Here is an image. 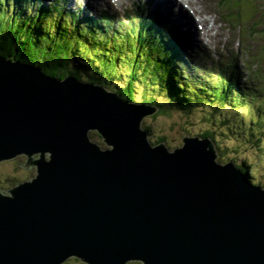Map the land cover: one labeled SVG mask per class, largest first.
I'll return each instance as SVG.
<instances>
[{"label": "water", "instance_id": "obj_1", "mask_svg": "<svg viewBox=\"0 0 264 264\" xmlns=\"http://www.w3.org/2000/svg\"><path fill=\"white\" fill-rule=\"evenodd\" d=\"M156 111L0 55V163L36 168L0 190V264H264V187L208 137L153 145Z\"/></svg>", "mask_w": 264, "mask_h": 264}, {"label": "rangeland", "instance_id": "obj_2", "mask_svg": "<svg viewBox=\"0 0 264 264\" xmlns=\"http://www.w3.org/2000/svg\"><path fill=\"white\" fill-rule=\"evenodd\" d=\"M56 0H42L41 4L44 5H53L52 3ZM62 3L57 5L65 10V14L60 16V13L55 11L53 16L59 22H62L63 25H68L67 34H71V40L77 34L76 31H73L74 27H80V30L86 29V26L93 24V21L89 23V18L103 20L104 13L101 10L109 9L113 12L118 18H123L124 11L128 10L129 13H132L136 9L138 3L142 2L151 13L155 14L156 23L159 27H163L167 34L163 35L161 40L168 42L171 40L168 30H175L177 28L180 32L178 37H192L190 32L188 34L187 30H184L182 27L175 25L171 22L164 13L158 9L156 1L154 0H120L123 6H114L107 0L105 3H98L96 0H62ZM92 3V8L87 6L88 2ZM200 7L204 8V12L200 13L194 9L190 4H185V8L193 15V17L198 22L201 21L203 17L211 18L210 13L215 14L218 18V23L213 26V22L210 20L206 24H197V29H199L203 34H205V29L207 26H210L213 31H211V38L203 36L201 41L203 44L202 50L204 54L208 57L210 53L207 52V47L211 51L217 54L215 57L219 58V63L216 64L217 68H222L224 64L230 63L237 58L238 62H248L250 67V73L247 69H244V75L249 78H253L255 81H260L259 84H264V0H199ZM198 1V2H199ZM80 6V7H79ZM83 8L84 10H81ZM80 12V15H78ZM177 11H173L176 13ZM233 12L240 14L243 19L247 22L239 27L240 21H233L227 17V13ZM164 15V17H163ZM71 16H77L76 23H71L73 19ZM92 16V17H91ZM239 16V15H237ZM240 17V16H239ZM61 18V19H60ZM102 18V19H101ZM54 20V19H52ZM101 24V23H100ZM207 25V26H206ZM96 26H98L96 24ZM99 27V26H98ZM220 30L219 34H216ZM25 29L20 30V35L25 33ZM75 33V35H74ZM79 33V32H78ZM253 33V35H252ZM182 34V35H181ZM99 36H104L100 34ZM105 36H109L106 34ZM86 41L91 43H83L80 49L73 50L75 54L70 55V63L75 62L76 58L91 62L89 56H85V53H81V50H85L86 47H89L95 52L96 48L102 50L100 46H94L97 43L96 40L88 39ZM174 40V37H172ZM238 39H241V46L238 43ZM190 41V40H189ZM188 45V43H187ZM217 46V47H216ZM113 44L109 45V48H112ZM216 47V48H215ZM192 51L197 54L201 63L197 65L196 60L193 59L191 51H187L184 54L180 55V63L186 62L184 65L178 63L179 71H175L174 74L179 73L182 80H186L184 77L186 75H192L194 71L196 74L197 80L201 79V75L208 77L209 79H216L217 74L213 75V72L220 73L219 70L213 71L208 65V61H204L201 58V45L197 41V45H192ZM97 51V50H96ZM128 54L130 53L127 49ZM99 52V51H97ZM104 52V51H101ZM122 56H127L126 52H118ZM73 53V52H72ZM70 53V54H72ZM100 54V53H99ZM116 54V53H114ZM103 58V55L100 54ZM108 58V57H107ZM86 59V60H85ZM194 61V70H191V61ZM92 63V62H91ZM119 66L121 71L127 73L128 71L124 67L123 63L119 61ZM140 71V70H139ZM138 75L141 78L139 84L142 91H139L140 87H136L137 93H135V102H140L144 95L148 92H153L157 102L153 106H158L168 100L167 96L161 94L153 85H146L151 83L141 71ZM181 80V81H182ZM245 82V80H244ZM95 83V82H94ZM118 84L117 90L119 87H123L126 82H120ZM105 86L109 90L115 91L114 89L109 88L105 85L103 81L98 83ZM115 87V85H113ZM116 92V91H115ZM245 93L248 91L244 90ZM258 99L255 101H242L241 103H236L231 98L226 101L224 104H217V100L211 101L214 97H209L207 100L197 99L195 106L192 109L187 111H179L178 103L171 104V113L162 114L156 117L150 116L144 119L142 127L146 129L147 126L151 127V132H149V138L153 145H157L159 139L164 140V143L170 150H174L177 147L183 145V138L186 136H200L205 131H215L214 143L216 147L219 145L225 150L217 148L218 151V160L220 163L226 164L229 161H234L237 165H243L247 163L249 166V174L251 181L254 184L264 187V132L261 134L260 129H264V115L261 114L260 109L264 111V99H262V93L258 95ZM168 100V101H166ZM194 104V103H192ZM178 107V108H176ZM182 107H185L184 100L182 102ZM264 114V112H263ZM263 117L262 121L259 122V118ZM257 122V123H255ZM98 133V134H97ZM99 131L91 133L92 140L96 143H99L102 147L106 148L107 146L102 141V136ZM260 138V140H258ZM26 162V157L21 156L15 160H7L0 163V190L7 191L13 188L17 183L24 182L36 175V168L29 170L25 168L24 165ZM22 164V165H19ZM63 264H86L77 258H70Z\"/></svg>", "mask_w": 264, "mask_h": 264}, {"label": "trees", "instance_id": "obj_3", "mask_svg": "<svg viewBox=\"0 0 264 264\" xmlns=\"http://www.w3.org/2000/svg\"><path fill=\"white\" fill-rule=\"evenodd\" d=\"M41 1L0 0V55L12 60H20L30 65H37L50 76L59 78H65L70 75H75L79 78L87 77L89 82L97 84L103 81L106 86L119 92L124 99L129 101L135 99L137 86L140 87L139 91L144 92L141 88L142 85L140 86L139 84L141 78L138 75H140L141 71L151 82L146 85H153L155 86L154 88L157 85L156 90L166 95L168 100L170 98V101H166L171 104L178 103L179 111L192 109L195 96L197 99L202 100L214 97L211 101L217 100V104H224L229 100L228 98H231L236 103L255 101L259 98L258 95L260 93H262V99H264V84H259L260 81H255L253 78L245 76L243 70L247 69L252 73L250 67L247 63L238 62L237 58L226 64V67L219 68V77L214 82L204 75H201V79L197 80L194 71L192 75L184 77L186 80H182L179 73L174 74L175 71H179L177 65L180 63L176 50L179 46L177 42L180 38L177 36L179 32L170 30L171 40L168 42L161 40L163 35H159L160 31H158L157 23L152 19L153 15L149 13L143 11L145 17L142 18L141 24L135 18H132L127 27L121 20H115L114 24L107 29L115 26V31L117 30L116 36L112 33H106L100 27V23L101 25L106 24L110 20L109 15L104 13L102 22L100 19L92 18L89 23L93 21V24L86 26V29L81 31L80 27H74L72 30L76 31L77 34L75 35L74 33V39L71 40V34H67L66 30L68 25L61 24L62 22L51 16L55 11L59 12L60 16L65 14V10L57 5L63 1L56 0L50 6L41 4ZM76 17L71 16L73 21L69 22V24L73 25V23H76ZM21 29L27 31L20 35ZM123 32L126 33L122 34ZM100 34H104V36H99ZM106 34H109V36H105ZM85 37L88 39L91 37L92 40L98 39L96 42L102 44L94 46H100L102 47L101 51H104L101 52L99 48H96L94 52L89 47H86L84 51L81 50V53H85V56L91 58V62L94 65L92 71L91 62L76 58L78 62L70 63V55L75 54L73 50L80 49L83 43H91L87 42ZM172 37H174V40ZM111 44H113V47L109 48ZM127 49L130 52L129 54ZM178 50L179 54L181 49L178 48ZM115 51L126 52L127 56H122ZM99 53L103 55V58ZM191 54L197 65H200L201 61L197 54L193 51H191ZM201 58L206 62L208 56L202 52ZM119 61L123 63L128 71L127 73L121 71ZM185 63L180 64L184 65ZM194 69V61L192 60L191 70ZM216 70H218L217 67L215 68ZM122 81L126 82V84L117 90L118 84H121L120 82ZM244 90L248 91V93H245ZM152 95L155 94L153 92L146 93L143 97V102L151 103L152 105L156 104L157 99ZM183 100L185 107H182ZM168 102L158 105L159 110L154 114V117L171 113L173 109L171 110V105ZM262 105L264 106V103ZM260 112L264 115L262 109H260ZM262 119L263 117H260L259 122ZM146 129L151 132L150 126H147ZM259 132L262 134L264 129H260ZM214 135V130L205 131L201 134V137H208L214 140ZM161 142H164V140L159 139L158 143ZM217 148L225 150L219 145ZM238 167L250 179L247 163L238 165Z\"/></svg>", "mask_w": 264, "mask_h": 264}, {"label": "bare ground", "instance_id": "obj_4", "mask_svg": "<svg viewBox=\"0 0 264 264\" xmlns=\"http://www.w3.org/2000/svg\"><path fill=\"white\" fill-rule=\"evenodd\" d=\"M154 1H156V5L159 7L161 11L164 12V15L168 19H170L171 22L175 23V25L182 27L184 30H187V32L188 31L190 32L192 36V37L189 36L191 45H197V41L201 40V38L204 35L211 38V31H213V26L219 22L218 18L213 13L208 14V15H212L211 18L203 17L201 21L200 20L198 22L196 21V19L189 12V10L185 8V4H190V6L196 9L198 12L203 13L204 8L200 7L199 0H154ZM96 2L106 3L107 0H96ZM118 4L120 7L123 6V4H121V1H118ZM175 10L177 12L173 13V11ZM209 20L213 22V26L212 28H210V26L206 25L207 27L205 29V34H203L199 29H197V24H206L208 23ZM219 33H220V30H218L216 34H219ZM196 102H197V98L195 96L193 106H195ZM144 130H147V129H144ZM106 146L107 147L106 148L103 147V149L107 150L109 148L108 145Z\"/></svg>", "mask_w": 264, "mask_h": 264}, {"label": "clouds", "instance_id": "obj_5", "mask_svg": "<svg viewBox=\"0 0 264 264\" xmlns=\"http://www.w3.org/2000/svg\"><path fill=\"white\" fill-rule=\"evenodd\" d=\"M97 134H98V133H97ZM100 137H101V136H100ZM91 138H92V137H91ZM21 156H25V155H20V156H18V157H21ZM18 157H17V158H18ZM25 157H26V156H25ZM15 159H16V158H15ZM15 159H13V160H15ZM19 183H21V182H19Z\"/></svg>", "mask_w": 264, "mask_h": 264}]
</instances>
